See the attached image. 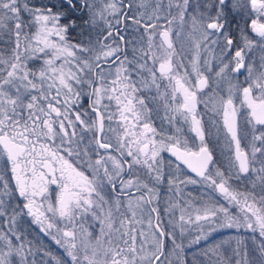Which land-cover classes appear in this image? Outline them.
Wrapping results in <instances>:
<instances>
[{"label":"snow or ice","instance_id":"1","mask_svg":"<svg viewBox=\"0 0 264 264\" xmlns=\"http://www.w3.org/2000/svg\"><path fill=\"white\" fill-rule=\"evenodd\" d=\"M0 264H264V0H0Z\"/></svg>","mask_w":264,"mask_h":264},{"label":"rangeland","instance_id":"2","mask_svg":"<svg viewBox=\"0 0 264 264\" xmlns=\"http://www.w3.org/2000/svg\"><path fill=\"white\" fill-rule=\"evenodd\" d=\"M36 2V1H35ZM183 47L184 49L187 48V43L183 44ZM202 106V105H201ZM203 107V106H202ZM205 119H207V117H205ZM215 143L216 142V138H215V135H213L212 137V143ZM223 145H224V142H223ZM161 189H159V199L158 201H154V203H159L160 205V209H161V215H162V218L167 221L168 219V213H166L164 211V209L167 207L168 205V201L169 200H176L178 199L173 192H170L168 190V186L165 184L163 186L160 187ZM188 191H193L192 189V186H189V189ZM197 197V201H199L200 197H199V194L198 193H194ZM186 196H187V193H186ZM223 202V201H221ZM174 211L177 213V215L179 214V208H176L174 209ZM233 212H235V209H232ZM243 232L244 234V237L242 236V239L244 238V245L248 246V244L246 243V238H247V231L241 229L239 232ZM235 228H222V229H219L218 231L212 233V235L208 238L207 241H202L201 243L202 244H206L205 246H210L209 244L211 245H214V244H219V243H223V242H226V241H230L231 242V246L232 247H235V242H236V235L237 233H239ZM250 233V232H249ZM216 237L219 238V241L217 242H209L211 241L212 239H215ZM235 239V241H234ZM51 242V241H50ZM52 243V242H51ZM250 243H252V240L250 241ZM52 246L60 253L62 254V250H59L57 248L56 245H54L52 243ZM195 246H199V247H202L200 245H194L192 248H194ZM225 247H228V245H225ZM253 248V247H252ZM189 249V248H188ZM195 253H197V250L195 249Z\"/></svg>","mask_w":264,"mask_h":264},{"label":"trees","instance_id":"3","mask_svg":"<svg viewBox=\"0 0 264 264\" xmlns=\"http://www.w3.org/2000/svg\"><path fill=\"white\" fill-rule=\"evenodd\" d=\"M39 2V0H34V2ZM72 39H77L78 38V34H76V35H74L73 37H71ZM247 238H246V243L248 244V248L249 249H251L252 247H254V245H253V242L252 243H250V241L252 240L251 239V236H252V234L251 233H249V232H247ZM236 239H239V234L237 233V235H236ZM217 241H219V238L218 237H216L215 239H212L211 241H209V242H217ZM234 241H235V239H234ZM245 242V241H244ZM44 243H45V245L46 246H48L49 248H50V250L54 253V254H56V255H62V254H60L53 246H52V243L50 242V241H48V240H45L44 241ZM236 243V242H235ZM206 244H200V246H202V247H199V246H195L194 248H187L186 249V251H187V257H188V259H189V261H191V259H192V257L194 256V255H199V253H200V251L201 250H203L206 246H205ZM209 245H211V244H209ZM235 245V244H234ZM195 249L197 250V253H195Z\"/></svg>","mask_w":264,"mask_h":264},{"label":"flooded vegetation","instance_id":"4","mask_svg":"<svg viewBox=\"0 0 264 264\" xmlns=\"http://www.w3.org/2000/svg\"><path fill=\"white\" fill-rule=\"evenodd\" d=\"M245 19H247V17H245ZM237 20H240V18L239 17H237ZM241 22V24L243 25V21H240ZM248 32L249 33H251V28H250V21H249V26H248ZM254 35V34H253ZM185 43H187V39H185V41H184V44ZM180 47V44H179V42H178V48ZM185 52L187 53L188 52V48H185ZM185 62H187V61H185ZM243 71V70H242ZM243 79H244V77L243 76H241L240 77V80L241 81H243ZM153 106H155V105H153ZM85 107H87V103L85 102ZM201 108H202V106H201ZM159 123H160V121L157 119L156 120V124L157 125H159ZM212 146L215 148V150H216V156H217V159H218V162H220L221 164H223L224 162H225V156L223 155V152H224V145H223V141H221V143L219 144V145H217V142H213L212 143ZM166 155V154H165ZM161 189V188H160ZM239 234V239H241V240H243L244 241V238L242 239V236L244 237V234H243V232L241 231V232H239L238 233Z\"/></svg>","mask_w":264,"mask_h":264}]
</instances>
